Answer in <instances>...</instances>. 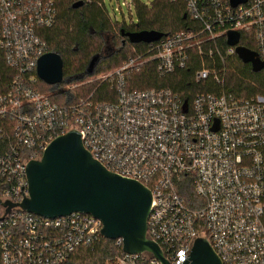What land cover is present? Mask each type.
I'll return each mask as SVG.
<instances>
[{
	"label": "built area",
	"instance_id": "obj_1",
	"mask_svg": "<svg viewBox=\"0 0 264 264\" xmlns=\"http://www.w3.org/2000/svg\"><path fill=\"white\" fill-rule=\"evenodd\" d=\"M185 3L195 28L163 35L99 75L89 95L76 96L65 78L43 91L37 73L49 52L42 30L56 24L57 1L0 0V65L7 69L0 77L9 81L2 87L0 80V117L13 123L9 150L0 155V200L27 197L28 163L77 130L93 158L150 189L148 236L171 264H185L199 237L223 264H264V96L241 99L226 90L227 59L241 35L264 61V0ZM230 31L240 34L236 46L228 44ZM195 63V83L205 90L188 92L191 100L170 87H131L147 66L167 77ZM101 85L107 88L99 92ZM58 96L66 100L54 101ZM186 189L195 202L187 203ZM102 228L86 213L49 218L13 208L0 220L2 264H65L80 247L105 238ZM114 241L123 249L122 239ZM107 264L162 263L148 253H124Z\"/></svg>",
	"mask_w": 264,
	"mask_h": 264
},
{
	"label": "trees",
	"instance_id": "obj_2",
	"mask_svg": "<svg viewBox=\"0 0 264 264\" xmlns=\"http://www.w3.org/2000/svg\"><path fill=\"white\" fill-rule=\"evenodd\" d=\"M56 1L59 11L57 22L54 27L42 30V37L48 44V51L61 56L64 63V78L72 82L83 81L98 73L111 71L136 53L148 49L149 45L146 43H131L126 36L127 33L158 31L166 36L196 27L186 11L185 0H151V5L133 0L138 20L130 25L114 21L108 15L103 0ZM76 4L80 5L76 7ZM244 38L245 36L241 35L240 46L255 52V43L250 41L247 44ZM223 45L227 47L225 40ZM94 60H96L94 67L90 68ZM227 60L228 93L241 99L264 96V68L255 70L252 63L245 62L237 52ZM196 68L195 63L185 71L162 77L153 66H147L141 73L133 76L131 87L138 89L170 87L191 100L193 95L188 92L192 91L195 94L205 90L204 86L195 83ZM4 69L5 66L0 65V72ZM0 80L2 87L8 86L9 81L3 75ZM63 85L65 83L59 86ZM97 86L96 82L83 85L75 91L76 96L89 95ZM41 87L45 92L52 88L42 82ZM106 88V85H101L99 92ZM12 126L13 123L8 118L0 117V155H4L9 150L6 134H11ZM183 196L187 203H193L197 199L191 189L184 190ZM164 251L168 256L165 248ZM123 254L122 247L118 246L116 241L103 238L92 246L80 247L65 264H107L108 261ZM1 256L0 238V264H2Z\"/></svg>",
	"mask_w": 264,
	"mask_h": 264
},
{
	"label": "water",
	"instance_id": "obj_3",
	"mask_svg": "<svg viewBox=\"0 0 264 264\" xmlns=\"http://www.w3.org/2000/svg\"><path fill=\"white\" fill-rule=\"evenodd\" d=\"M230 2L236 7L247 0ZM126 36L133 44H149L161 39L163 33L139 31L127 33ZM239 41L238 32L228 33L229 45L236 46ZM236 52L245 62L252 63L255 70L264 68V61L256 52L240 45L236 47ZM95 61L90 68L94 67ZM37 73L47 85L62 83L63 59L56 53H46L38 61ZM27 179L29 193L21 202L0 200V205L5 208L0 220L17 207L49 218L75 212L90 214L103 223V237L123 240L124 253H148L162 264H171L161 246L148 236V218L152 206L150 189L137 180L108 170L93 158L85 148L79 131L71 130L55 138L40 159L31 160L27 165ZM185 264L223 263L209 240L199 237L195 240L190 258Z\"/></svg>",
	"mask_w": 264,
	"mask_h": 264
},
{
	"label": "rangeland",
	"instance_id": "obj_4",
	"mask_svg": "<svg viewBox=\"0 0 264 264\" xmlns=\"http://www.w3.org/2000/svg\"><path fill=\"white\" fill-rule=\"evenodd\" d=\"M143 3H146L148 5H151V0H140ZM103 4L105 5V9L108 13V15L117 22L120 23H126L128 25L132 23L137 22V14L135 13L133 0H103ZM108 72V71H105ZM101 72L94 76L87 77L83 79V81H74L73 85H76V88L74 89V93L76 90H78L83 85L89 84L87 81H93L91 83H95V79L101 75ZM227 73H228V61H227ZM70 79V78H69ZM227 79V76H226ZM71 80V79H70ZM75 95H77L75 93ZM80 96V95H79ZM55 100L59 101L60 103H63L66 99L65 96H58L54 97Z\"/></svg>",
	"mask_w": 264,
	"mask_h": 264
}]
</instances>
